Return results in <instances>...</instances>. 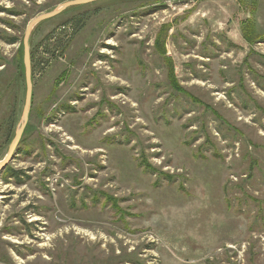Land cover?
I'll list each match as a JSON object with an SVG mask.
<instances>
[{
	"label": "rangeland",
	"instance_id": "rangeland-1",
	"mask_svg": "<svg viewBox=\"0 0 264 264\" xmlns=\"http://www.w3.org/2000/svg\"><path fill=\"white\" fill-rule=\"evenodd\" d=\"M67 1L0 0V162L26 28ZM247 20L264 35V0H99L38 24L0 264H264V41ZM165 25L180 88L210 110L171 86Z\"/></svg>",
	"mask_w": 264,
	"mask_h": 264
},
{
	"label": "water",
	"instance_id": "water-1",
	"mask_svg": "<svg viewBox=\"0 0 264 264\" xmlns=\"http://www.w3.org/2000/svg\"><path fill=\"white\" fill-rule=\"evenodd\" d=\"M99 0H73V1H67L63 3L61 6L56 8L50 13L42 14L33 19L27 26L25 35L23 38V62L25 67V82H26V97H25V104L23 108V112L21 115V121L20 125L18 126L15 137L9 147V150L7 152V155L5 158L0 162V173L5 171L7 166L11 163L13 160L15 153L17 151L18 146L20 145L22 136L26 130V127L29 122V116L31 111V105H32V96H33V82H32V63H31V49H30V37L33 29L40 24L41 22H44L48 19L54 18L57 15L61 14L63 11L67 10L68 8L80 6L84 4L93 3Z\"/></svg>",
	"mask_w": 264,
	"mask_h": 264
},
{
	"label": "trees",
	"instance_id": "trees-1",
	"mask_svg": "<svg viewBox=\"0 0 264 264\" xmlns=\"http://www.w3.org/2000/svg\"><path fill=\"white\" fill-rule=\"evenodd\" d=\"M241 3H243V2H241ZM170 27H171L170 25H165L162 27L161 32L158 35L157 42H156L157 44H156V48H155L156 51H158L160 53V56L161 55L163 56L162 59H164V63L166 65V68L168 71L169 82L176 92L183 93V94L187 95L188 97H190V99L193 101V103L204 106L200 102V100L193 98L190 94H188L182 88H180L179 81H178V78H177L176 73H175V67H174L173 61H172V59H169L166 56V52H165V48H164V42H165V38L167 36V32L170 29ZM242 36H243V39L251 47H253L258 42L264 41L263 33H259L257 30L256 24L254 22L248 21V20H247V22H245L243 24ZM9 42H10V44H15L16 38L11 39ZM23 56H24V51H23V44H22V47L19 50V57L21 59V67L23 68V74H24V78H25V67H24V62H23ZM245 62L247 63V59ZM204 107L206 108V110H210V108L208 106H204ZM15 132H16V129H14V132L12 133L13 137H12L11 143L15 137ZM4 173L6 176H9L10 174H11L10 176H16V175H13L14 174L13 171L9 168H6Z\"/></svg>",
	"mask_w": 264,
	"mask_h": 264
}]
</instances>
